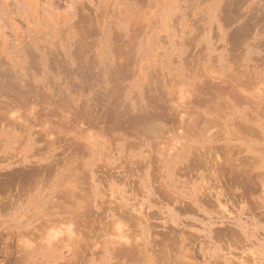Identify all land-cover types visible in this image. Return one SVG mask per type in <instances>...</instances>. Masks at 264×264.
Returning a JSON list of instances; mask_svg holds the SVG:
<instances>
[{
	"label": "rangeland",
	"instance_id": "obj_1",
	"mask_svg": "<svg viewBox=\"0 0 264 264\" xmlns=\"http://www.w3.org/2000/svg\"><path fill=\"white\" fill-rule=\"evenodd\" d=\"M0 264H264V0H0Z\"/></svg>",
	"mask_w": 264,
	"mask_h": 264
},
{
	"label": "bare ground",
	"instance_id": "obj_2",
	"mask_svg": "<svg viewBox=\"0 0 264 264\" xmlns=\"http://www.w3.org/2000/svg\"><path fill=\"white\" fill-rule=\"evenodd\" d=\"M151 127H152V126H151ZM206 166H207V165H206ZM216 172H217V171H216ZM235 244H236V243H235ZM241 245H242V244H241ZM163 250H164V248H163ZM227 250H228V249H227ZM165 251H166V250H165ZM165 251H164V253H166ZM164 253H163V254H164Z\"/></svg>",
	"mask_w": 264,
	"mask_h": 264
}]
</instances>
